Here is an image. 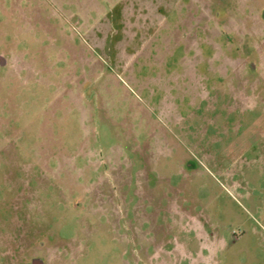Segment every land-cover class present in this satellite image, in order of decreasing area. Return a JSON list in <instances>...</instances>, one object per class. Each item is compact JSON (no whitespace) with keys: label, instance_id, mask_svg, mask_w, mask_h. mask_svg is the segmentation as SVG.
<instances>
[{"label":"rangeland","instance_id":"374dc122","mask_svg":"<svg viewBox=\"0 0 264 264\" xmlns=\"http://www.w3.org/2000/svg\"><path fill=\"white\" fill-rule=\"evenodd\" d=\"M263 12L0 0V264H264Z\"/></svg>","mask_w":264,"mask_h":264},{"label":"crops","instance_id":"0c3cea01","mask_svg":"<svg viewBox=\"0 0 264 264\" xmlns=\"http://www.w3.org/2000/svg\"><path fill=\"white\" fill-rule=\"evenodd\" d=\"M263 18H264V16H263ZM237 96L238 97L240 96L243 100H252L253 99L252 96L245 95L244 92L237 93Z\"/></svg>","mask_w":264,"mask_h":264},{"label":"flooded vegetation","instance_id":"af4514ba","mask_svg":"<svg viewBox=\"0 0 264 264\" xmlns=\"http://www.w3.org/2000/svg\"><path fill=\"white\" fill-rule=\"evenodd\" d=\"M263 16H264V12H263Z\"/></svg>","mask_w":264,"mask_h":264}]
</instances>
